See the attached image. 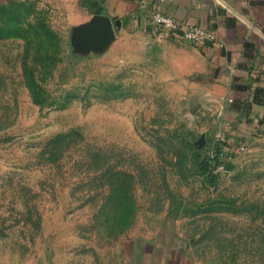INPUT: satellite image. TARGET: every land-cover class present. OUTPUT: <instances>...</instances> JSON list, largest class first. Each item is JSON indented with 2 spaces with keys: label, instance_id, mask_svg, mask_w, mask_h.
Listing matches in <instances>:
<instances>
[{
  "label": "rangeland",
  "instance_id": "rangeland-1",
  "mask_svg": "<svg viewBox=\"0 0 264 264\" xmlns=\"http://www.w3.org/2000/svg\"><path fill=\"white\" fill-rule=\"evenodd\" d=\"M0 4L30 5L61 37L36 66L41 105L25 40L0 39V264H264V135L203 170L233 133L218 91L168 76L169 42L189 43L116 30L92 48L74 35L93 0ZM28 48L33 64L42 43ZM72 129L59 156L44 152Z\"/></svg>",
  "mask_w": 264,
  "mask_h": 264
},
{
  "label": "crops",
  "instance_id": "crops-1",
  "mask_svg": "<svg viewBox=\"0 0 264 264\" xmlns=\"http://www.w3.org/2000/svg\"><path fill=\"white\" fill-rule=\"evenodd\" d=\"M93 1L102 9L99 15L121 22V31L147 32L155 8L153 0ZM161 8L181 26L201 27L213 37L202 51L169 42L175 55L168 76L207 83L218 91L224 101L222 116L232 132L246 121V113L231 108L233 101L256 96L259 103L251 106L249 116L253 121L264 117V0H172Z\"/></svg>",
  "mask_w": 264,
  "mask_h": 264
},
{
  "label": "trees",
  "instance_id": "trees-1",
  "mask_svg": "<svg viewBox=\"0 0 264 264\" xmlns=\"http://www.w3.org/2000/svg\"><path fill=\"white\" fill-rule=\"evenodd\" d=\"M102 9L96 4V11L94 14H101ZM37 11L30 7V5L17 4L12 7L0 4V39L16 36L21 37L26 42V58L23 63V74L25 78V85L29 91L30 97L35 104H43V89L39 86L35 72L36 66L46 67V61L50 58L47 54V50L44 48L45 45H53L57 51H60L61 37L52 29L46 22L45 19L39 18ZM32 16V18H29ZM34 39H38L42 43V48L37 51V62L28 63L29 46L32 44ZM203 45H198L197 48L202 51ZM259 101L256 96L252 99L243 102L236 103L233 101L230 103L231 108L236 112L246 113V121L243 123L239 122L238 128L235 132H232V137L219 138L212 148L216 154L215 159L209 157L202 158L203 170L207 173H211L215 166L218 165V157L221 153L225 152L232 157L237 156L241 153L240 148L246 147L249 139L252 136H263L264 135V117L257 118L253 121L250 115V108L253 104H258ZM239 121V120H238ZM78 129H72L68 132L59 133L56 136L50 138L46 144L44 152L50 156H59L63 148L73 142L74 134L78 133ZM243 132V133H242ZM242 133V135H241ZM239 136V137H238ZM75 141V140H74ZM114 180L111 182L113 188ZM114 189H112V192ZM115 194L107 196L106 205L112 204L115 201Z\"/></svg>",
  "mask_w": 264,
  "mask_h": 264
},
{
  "label": "built area",
  "instance_id": "built-area-1",
  "mask_svg": "<svg viewBox=\"0 0 264 264\" xmlns=\"http://www.w3.org/2000/svg\"><path fill=\"white\" fill-rule=\"evenodd\" d=\"M155 2V8L152 9L150 14L151 23L147 27V32L154 34L171 36L184 40L185 42L193 45H205L213 41V37L207 33L204 29L198 26H181L169 12L163 10L161 7L167 1L172 0H153ZM245 147H241L243 151ZM220 155H226L231 158L228 153H221ZM219 155V156H220ZM216 154L211 151L210 159H215ZM219 158V157H218Z\"/></svg>",
  "mask_w": 264,
  "mask_h": 264
},
{
  "label": "water",
  "instance_id": "water-1",
  "mask_svg": "<svg viewBox=\"0 0 264 264\" xmlns=\"http://www.w3.org/2000/svg\"><path fill=\"white\" fill-rule=\"evenodd\" d=\"M121 29L118 19H110L104 15H95L92 19L75 30V41L82 40L85 45L100 48L108 44L114 32Z\"/></svg>",
  "mask_w": 264,
  "mask_h": 264
}]
</instances>
